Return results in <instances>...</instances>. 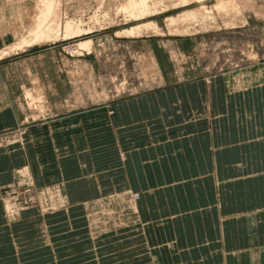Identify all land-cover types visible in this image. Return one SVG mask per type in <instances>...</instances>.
I'll return each mask as SVG.
<instances>
[{
    "label": "crops",
    "instance_id": "obj_1",
    "mask_svg": "<svg viewBox=\"0 0 264 264\" xmlns=\"http://www.w3.org/2000/svg\"><path fill=\"white\" fill-rule=\"evenodd\" d=\"M134 43L137 53L156 61L166 89L118 101L112 117L111 108L98 111L106 132L101 170L94 164L95 112L67 110L71 90L54 47L0 62V131L22 120L21 92L33 86L58 113L55 162L69 194L85 187L89 195L95 182L104 194H140L131 208L120 209L131 214L119 218L109 234L114 239L96 240L118 244L109 248L117 264H264V66L236 77L184 71L175 78L159 43ZM111 128L118 132L113 145ZM46 129H34L27 147L7 156L6 172L17 161L35 170L31 150ZM78 227L72 243L83 241ZM17 237L9 239L22 243ZM25 247L14 246L13 257Z\"/></svg>",
    "mask_w": 264,
    "mask_h": 264
},
{
    "label": "rangeland",
    "instance_id": "obj_2",
    "mask_svg": "<svg viewBox=\"0 0 264 264\" xmlns=\"http://www.w3.org/2000/svg\"><path fill=\"white\" fill-rule=\"evenodd\" d=\"M132 1L139 2L0 0V62L30 48H56L58 69L71 90L67 110L95 112L96 171L103 164L106 137L98 111L111 108L112 117L118 101L166 89L156 61L137 53L134 42L159 43L175 78L184 71L236 77L264 66V0H146L143 11L134 9ZM20 105L22 120L0 131V264H55L54 249L58 264H75L76 257L79 264H117L118 259L110 258L116 252L109 248L118 244L96 240L115 236L109 234L118 230L119 218L131 214V209H120L125 204L131 208L140 194H104L96 182L89 195L85 187L69 194V182L58 178L55 162L58 113L33 86L22 90ZM39 126L47 129L40 131L42 137L31 150L35 170L17 161L6 172L12 166L7 156L27 147L30 133ZM117 133L111 128L112 145ZM77 224L82 243L71 242ZM12 235L22 243H13ZM23 245L29 247L13 257V247Z\"/></svg>",
    "mask_w": 264,
    "mask_h": 264
},
{
    "label": "bare ground",
    "instance_id": "obj_3",
    "mask_svg": "<svg viewBox=\"0 0 264 264\" xmlns=\"http://www.w3.org/2000/svg\"><path fill=\"white\" fill-rule=\"evenodd\" d=\"M134 1H132V3H133ZM136 2H137V0H136ZM131 4V3H130ZM146 6H147V4H146V0H139V2L137 3V4H135V2L133 3V7H134V9H138V10H140V11H143V10H145V8H146ZM150 9V8H149ZM139 11V12H140ZM132 12V11H131ZM138 13V12H137ZM144 13V12H143ZM149 13H150V11H149ZM152 14V13H151ZM145 15V14H144ZM143 15V16H144ZM135 16V15H134ZM136 20V19H135ZM40 28V27H39ZM141 28V27H140ZM135 29H129L127 32H129V33H131V32H135L134 31ZM139 29L137 28V31H138ZM140 31V30H139ZM138 31V32H139ZM128 33V34H129ZM136 33V32H135ZM42 35V34H41ZM131 35H132V33H131ZM42 37V36H41ZM30 42V41H29ZM31 43V42H30ZM29 43V44H30ZM22 44H24V42H22ZM25 45H27V44H25ZM32 45V44H31ZM24 46V45H23ZM22 46V47H23ZM29 46V45H28ZM19 46L17 45V48H18ZM16 48V47H15ZM13 49H14V47H13ZM3 54H6V51L3 53ZM2 55V54H1ZM3 56V55H2Z\"/></svg>",
    "mask_w": 264,
    "mask_h": 264
}]
</instances>
